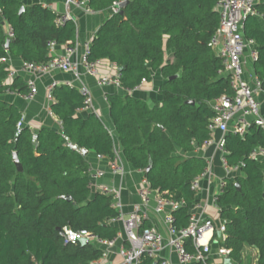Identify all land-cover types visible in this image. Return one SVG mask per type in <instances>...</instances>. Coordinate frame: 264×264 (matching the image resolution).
I'll list each match as a JSON object with an SVG mask.
<instances>
[{"label":"trees","instance_id":"1","mask_svg":"<svg viewBox=\"0 0 264 264\" xmlns=\"http://www.w3.org/2000/svg\"><path fill=\"white\" fill-rule=\"evenodd\" d=\"M23 1L0 0L2 18L13 33L6 49L8 37L0 23V58L12 55L42 64L50 58L48 42H72L76 25L72 20L59 25L60 12ZM118 1H87L93 12L104 14L92 35L89 59H107L117 66L126 93H106V101L122 155L152 189L184 201L173 215L174 225L185 227L188 211L198 201L191 183L206 168L196 150L212 133L214 114L208 101L231 93L229 77L219 73L221 58L208 45L219 13L215 0H128L122 14L111 12ZM255 7L260 17L247 16L243 34L256 42L254 73L264 87V1ZM8 71L9 65L0 62V264H93L101 249L80 241L65 243L58 230L68 226L104 239L116 236L118 226L110 220L118 212L110 196L91 191L87 154L80 152L113 160L112 136L94 112L78 114L85 96L76 86L58 84L51 89L49 108L60 130L42 127L34 140L27 127L18 126L19 108L1 97L27 91L21 76L5 80ZM156 71L163 79L158 87L161 98L133 96L131 90L142 80L151 81ZM257 147L264 148V130L253 125L242 136L225 135V160L230 166L241 164V172L225 178L216 204L225 221L223 245L231 249L230 257L240 262L244 250L254 248L256 264H264V160L250 156ZM13 152L21 171L13 163ZM186 246L191 250L190 240ZM139 264L159 261L143 257Z\"/></svg>","mask_w":264,"mask_h":264},{"label":"built area","instance_id":"2","mask_svg":"<svg viewBox=\"0 0 264 264\" xmlns=\"http://www.w3.org/2000/svg\"><path fill=\"white\" fill-rule=\"evenodd\" d=\"M87 1L64 0V10L60 12L56 23L61 25L67 20L74 22L73 8L86 14L92 13L93 11L87 6ZM122 1L115 2L110 11L119 12ZM261 1L264 0H215L219 24L208 45L221 58L222 68L219 73L229 77L231 89L230 94H222L208 101V106L214 114L209 124L212 133L202 145H214L216 152L220 155L224 171V177L218 181L217 191L211 198L210 205L216 210H219L216 196L223 192L225 178L233 179L241 172V164L230 166L225 160V135L233 132L242 136L251 125L264 130V118L256 98L257 92L264 93V87L256 76L251 79L245 76L247 62L253 64L257 59V46L252 37L243 34V23L246 17L250 15L260 17L255 5ZM44 5L50 8L48 4ZM1 13L0 8V15ZM6 35L8 38L13 36L9 24H7ZM91 38L81 40L76 34L75 39L70 43L57 44L55 41H49L50 58L42 64L22 62L20 71L35 77L58 71L71 74L76 81H80L85 74L95 77L97 85L101 87L121 88L118 70L113 73H100L98 71L100 60L89 59ZM58 46H60L59 51H57ZM5 60L6 58H0V62ZM18 72L9 69L6 78L12 79ZM145 83L146 81L142 80L132 90L140 88ZM53 86L50 85L46 93L48 102L52 101ZM27 88V92L21 94V97L28 101L37 94V86L33 79L27 80ZM79 90L85 96V108L90 107L89 90L84 85L79 86ZM48 111L51 113L49 109ZM20 125L21 123H18V126ZM214 131L221 133L218 140L212 137ZM250 156L264 160V148L257 147ZM211 164V159H206L204 172L191 183V189L195 192L200 188V181L209 174ZM110 172L122 174L123 168L120 162H113L110 165ZM88 175L90 187L98 186V191L110 196L111 207L118 212L117 216L110 220L113 224H119L116 236L112 239H104L86 229L74 230L68 226L61 227L58 234L65 243L76 244L82 238H86L88 243L101 249L100 257L94 260L93 264L105 263L112 254L119 259L117 264H139L143 257L159 261V264H174L172 255L176 257L177 264L240 263L230 257L231 249L223 245L225 221L220 220L216 224L214 219L203 214L206 205L196 202L188 211V224L185 227H176L173 212L184 205L183 200H174L167 192L152 189L149 182L142 178L138 191L140 201L134 204L128 213H124L120 189L109 184L97 185V180L102 175L100 170L88 168ZM152 216L158 218L159 223L153 221ZM214 232L217 236H214ZM186 240H190L191 250H188ZM226 259L229 260L228 263Z\"/></svg>","mask_w":264,"mask_h":264},{"label":"crops","instance_id":"3","mask_svg":"<svg viewBox=\"0 0 264 264\" xmlns=\"http://www.w3.org/2000/svg\"><path fill=\"white\" fill-rule=\"evenodd\" d=\"M34 3H40L42 5L48 4L50 8L56 12H63L64 10V0L23 1L24 5H31ZM72 13L75 19L74 22L76 25L77 37L81 40L90 39L101 24L104 17V14L101 12H92L86 14L77 8H73ZM260 22L262 27H264V21L260 19ZM0 23L3 26L4 32L7 34V23H5L1 15ZM59 50L60 46L57 47V51ZM5 62L9 65V69L17 70V72L19 71L16 75L21 76L26 85L27 80L33 79L36 83L37 94L31 100H24L21 97V94L11 92H6L3 96H1L8 103L16 105L22 112L21 125L27 127L30 130L34 140L36 138L37 131L42 127H49L58 131L61 127L60 121L56 118V116L53 115L52 112L49 113L48 111V109L50 110V102H48L46 97L48 87L50 85L69 84L76 86L79 89V86L81 85L86 86L91 94V106L80 109L78 114L85 116L89 112H94L109 130L113 139L115 151V158L113 160H109L104 156L99 157L93 151H88L87 159L89 162V168L92 170H100L102 172V175L97 180V185L109 184L120 189L123 202V212L128 213L132 209L133 205L140 201L138 191L143 178V173L138 170H133L129 163L124 159L122 155L121 144L109 117V107L106 101V93L116 92L124 95L126 92L122 88H116L114 86L101 87L97 85L95 77L85 74L82 75L80 81L74 80L71 74L58 71L50 72L40 77H35L29 73L21 72L20 66L22 61L12 55H9ZM115 70H118L117 66L107 59H101L99 61L98 71L100 73H113ZM245 76L248 79H251L253 76H255L253 64L250 62H247L245 66ZM5 80L7 82L11 81V79L7 78ZM162 81L163 79L160 75V72L156 71L153 73V78L151 81L146 82L138 89L131 90V94L147 101L159 99L161 96L158 93V87ZM256 98L259 102L260 113L264 118V93L261 91L257 92ZM212 137L214 140H218L221 137V133L219 131H214ZM196 153L203 156L205 160L210 158L212 161L209 174L204 176V178L200 181V188L196 192V197L198 199L197 203L206 205V207L203 209V214L214 219V223L217 224L220 222V220H223L219 216L220 209L216 210L210 205V203L212 195L217 191L218 181L224 177L220 155L218 152H216L214 145L201 146L196 150ZM113 162H120L123 168L122 174H114L110 172V165ZM97 187H92L91 191H97ZM151 219L159 223L158 218L152 216ZM146 223H148V221H146ZM256 258L257 250L254 248H247L244 250L243 257L239 264H256ZM171 259L174 264H177V260L174 255L171 256ZM117 263H119V259L114 254H112L103 264Z\"/></svg>","mask_w":264,"mask_h":264},{"label":"water","instance_id":"4","mask_svg":"<svg viewBox=\"0 0 264 264\" xmlns=\"http://www.w3.org/2000/svg\"><path fill=\"white\" fill-rule=\"evenodd\" d=\"M127 2H128V0H123V1L120 3V5H119L120 10H119V12H118L119 14H122L123 9H124L125 5L127 4ZM20 11H22V8L20 9ZM8 42H9V38L6 39V44H5V48H6V49H7V47H8ZM186 103L194 104V101H193V100H187ZM80 152H81L82 154H84V155L87 154V151H86L85 149H81ZM12 157H13V163H14L16 169H17L18 171H21V170H22V167H21L20 162H19V160H18L17 153H16V152H13V153H12ZM150 167H151V163L149 162V164H148V166L146 167L145 171H148V170L150 169ZM235 186H236L237 188H239V184H238V183H235ZM59 198H61V199H65V200H68V201L71 200V197H70V196H60ZM80 242H81L82 244H86V243H88V241H87L86 238H82V239L80 240ZM225 261H226V263L229 262L228 259H226Z\"/></svg>","mask_w":264,"mask_h":264}]
</instances>
